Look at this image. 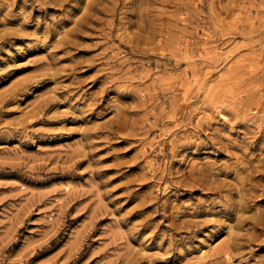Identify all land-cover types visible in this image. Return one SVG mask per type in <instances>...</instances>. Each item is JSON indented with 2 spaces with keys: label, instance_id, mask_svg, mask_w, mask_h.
<instances>
[{
  "label": "rangeland",
  "instance_id": "374dc122",
  "mask_svg": "<svg viewBox=\"0 0 264 264\" xmlns=\"http://www.w3.org/2000/svg\"><path fill=\"white\" fill-rule=\"evenodd\" d=\"M0 264H264V0H0Z\"/></svg>",
  "mask_w": 264,
  "mask_h": 264
}]
</instances>
